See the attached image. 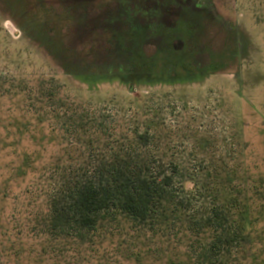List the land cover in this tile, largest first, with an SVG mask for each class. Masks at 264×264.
Returning a JSON list of instances; mask_svg holds the SVG:
<instances>
[{"label":"rangeland","instance_id":"obj_1","mask_svg":"<svg viewBox=\"0 0 264 264\" xmlns=\"http://www.w3.org/2000/svg\"><path fill=\"white\" fill-rule=\"evenodd\" d=\"M127 65L152 66V78H122ZM53 90L68 106L105 109L123 131L155 134L152 148L186 170L190 190L197 182L212 194L220 171L219 201L237 220L246 200L254 216L264 212V0H0L1 117L33 124L30 99ZM200 194L184 201L189 211L200 210ZM18 202H9L0 264H132L128 254L160 248L113 220L98 248L57 261L46 236L18 224L30 211ZM247 230L264 261V224ZM174 246L164 262L186 258Z\"/></svg>","mask_w":264,"mask_h":264},{"label":"trees","instance_id":"obj_2","mask_svg":"<svg viewBox=\"0 0 264 264\" xmlns=\"http://www.w3.org/2000/svg\"><path fill=\"white\" fill-rule=\"evenodd\" d=\"M127 66L122 78H152V66ZM30 100L25 111L33 116V124L0 115L1 262L7 239H12L9 202L22 199L20 209L30 211L18 224L46 236L41 241L51 246L48 252L57 261L73 259V252L81 258L87 249L98 248L114 220L134 224L132 233L139 241L151 239L160 245L154 256L142 250L128 254L132 264H148L146 259L153 258H158L156 264H264L247 230L252 223L264 224V212L254 216L246 200L237 220V212L219 201L224 187L220 171L215 172L212 194L210 187L195 182V191L205 195L197 200L200 210L189 211L185 202L195 192L187 187L193 178L157 154V147L152 148L155 134L123 131L102 115L105 109L68 106L55 90L49 97ZM174 245L186 246V258L164 262L160 257Z\"/></svg>","mask_w":264,"mask_h":264}]
</instances>
